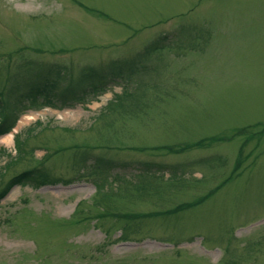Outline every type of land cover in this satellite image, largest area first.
<instances>
[{"label": "rangeland", "instance_id": "1", "mask_svg": "<svg viewBox=\"0 0 264 264\" xmlns=\"http://www.w3.org/2000/svg\"><path fill=\"white\" fill-rule=\"evenodd\" d=\"M1 99L0 264H264V0H0Z\"/></svg>", "mask_w": 264, "mask_h": 264}, {"label": "trees", "instance_id": "2", "mask_svg": "<svg viewBox=\"0 0 264 264\" xmlns=\"http://www.w3.org/2000/svg\"><path fill=\"white\" fill-rule=\"evenodd\" d=\"M61 77L58 75V77L55 79L50 75V73L44 75L41 79L36 80V86L34 87L36 93L35 94H47L51 90H57L58 89V84L60 83ZM96 80V79H94ZM100 80H104L103 78L100 77ZM96 85V84H93ZM103 85L101 84L99 87L96 85L94 86V89H100ZM84 89H75V88H66L64 91L56 94L57 99L53 101V99H49L47 103L53 108H59V104L62 103L65 107H70L73 106V104L76 103H82L85 101V98L83 96ZM56 101L60 102L59 104L56 103ZM7 104L4 100H0V136L6 135L10 132H12L15 128L16 122L18 119L15 117L13 114L5 113L4 112V106L3 104ZM20 156L19 152L17 156L13 157L14 159H17ZM12 160V161H13ZM86 160V159H84ZM95 164L94 168L97 170L96 172H105V171H112L115 167V163L106 159L102 158H94ZM11 161V162H12ZM10 162V163H11ZM87 161H84L83 163H86ZM9 162L5 164L4 167L8 166L10 164ZM1 174V172H0ZM30 181L31 185H36V186H46L52 180L43 172H30V173H24L16 178H14L0 193V200H2L4 197H6L11 190L20 185V184H26V180Z\"/></svg>", "mask_w": 264, "mask_h": 264}, {"label": "bare ground", "instance_id": "3", "mask_svg": "<svg viewBox=\"0 0 264 264\" xmlns=\"http://www.w3.org/2000/svg\"><path fill=\"white\" fill-rule=\"evenodd\" d=\"M10 140H11L10 138H7V140L5 141V143H6V142H7V143H9V142H10Z\"/></svg>", "mask_w": 264, "mask_h": 264}]
</instances>
